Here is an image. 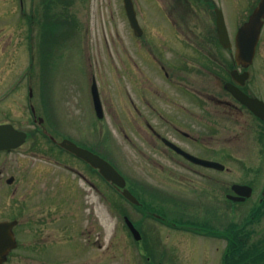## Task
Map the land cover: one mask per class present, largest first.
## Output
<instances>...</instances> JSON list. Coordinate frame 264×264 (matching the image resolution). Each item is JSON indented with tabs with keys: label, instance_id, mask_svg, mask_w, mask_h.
I'll list each match as a JSON object with an SVG mask.
<instances>
[{
	"label": "rangeland",
	"instance_id": "1",
	"mask_svg": "<svg viewBox=\"0 0 264 264\" xmlns=\"http://www.w3.org/2000/svg\"><path fill=\"white\" fill-rule=\"evenodd\" d=\"M41 1L23 0L22 8H19L18 0H3L0 5L8 9V19L3 28L10 39L4 41V46L8 45L9 49L8 59L2 65L5 83L10 85L25 72L19 88L7 97L12 109L9 118L17 121L24 112L25 127L29 133L21 151L0 155V166L14 167L23 156L27 161L31 159L49 166L54 156L64 158L67 155L54 148L48 136L57 140L69 137L99 150L124 175L127 185L146 201L145 204L160 207L169 220H207L206 223L218 228L216 237L184 232L174 226H169L167 230L152 217L142 216L140 210L123 202L129 218L139 223L143 243L149 244L154 240L152 245H146L150 256H145L141 250L145 245L135 242L124 225L122 214L115 209L114 204H120L118 193L106 184L105 199L101 197L104 205L96 202L94 206L98 223L88 218V209L82 206V200H85L84 204L88 203L86 199L89 202L93 198L96 200V196L89 192L86 197L73 202L71 234L66 237L65 233H61L58 240L62 241L50 244L57 257L42 264H220L228 240L223 236L221 238L219 233L227 227L233 226V231L242 228L240 233L255 231L253 236L262 237L264 207L260 216L255 215L254 218L251 210L258 204L260 185L264 183V161L249 164L243 161V164L237 158L225 159L219 154L220 161L229 168L237 165L246 168L252 163L254 168L261 170L258 174L261 182L245 204L234 209L229 207L224 196L225 189L219 186L215 196L202 192L193 195L188 192L192 184L181 181L199 179L182 173L177 165L168 162L160 148L153 149L146 121L149 120L152 125L159 123L160 118L156 114L151 115L150 111L139 113L131 108L129 98L134 97L135 79H142L141 86L151 93L155 89L151 81L153 77L144 70L146 66L140 55H161L164 50L166 34L161 26L154 23L162 20L163 8L171 0H134L143 28L141 36L134 35L121 12V0H70L68 12L71 17L77 18V32L71 36L72 29L68 23L65 24L61 36L51 39L48 49L41 47L40 27L34 23L42 12ZM16 58L19 60L17 65L13 63ZM126 67L127 71L136 70L137 76L123 71ZM93 78L104 109L100 119L94 114L90 94ZM30 105L35 108V117L41 116L43 122L34 121ZM242 146L243 143L238 146L234 143L232 147L218 146V150H229L236 157H243ZM235 171L241 174L237 167ZM216 177L219 183L230 180L226 172L217 173ZM80 185L83 186L81 180ZM79 211L83 217L77 218Z\"/></svg>",
	"mask_w": 264,
	"mask_h": 264
},
{
	"label": "flooded vegetation",
	"instance_id": "2",
	"mask_svg": "<svg viewBox=\"0 0 264 264\" xmlns=\"http://www.w3.org/2000/svg\"><path fill=\"white\" fill-rule=\"evenodd\" d=\"M260 1L168 2L161 13L162 20L154 23L161 26L166 34L164 50L161 55H140L146 66L144 70L153 77L151 81L155 89L151 93L141 86L142 79H135L134 97L129 98L133 111H150L151 115L156 114L160 118L159 123L152 125L146 121L153 149L160 148L168 162L177 165L182 173L199 179L181 181L192 184L188 192L193 195L202 192L211 197L217 194L219 186L225 189L224 196L231 197L226 199L232 209L235 204H243L247 200L235 202V197H239L235 192L239 188L235 185L249 186L253 193L261 182L258 176L261 170L251 164L264 161V15L240 39L241 29ZM120 9L125 14L123 4ZM7 19L8 12L0 6V124H10L17 130L26 131L24 112L17 121L9 118L12 110L6 96L9 87L2 73L3 62L9 56L4 46L3 28ZM247 35L251 36L248 42ZM253 40L255 51L252 56L246 52L238 54V47H251ZM127 69L123 71L137 76L136 70ZM237 94L250 98L251 107ZM119 106L122 107L121 104ZM234 143L236 146L244 144L243 157H236L229 150L219 152L218 146L232 147ZM23 145L0 150V155L19 152ZM90 149L100 154L99 150ZM186 154L221 162L220 154L224 158H237L241 163H252L246 168L225 165L224 169L218 170L197 163ZM27 160L23 156L14 167L0 166V224H3L0 226V259L3 260L0 264H42L55 259L56 251L51 250L50 244L62 241L58 240L61 233L66 237L71 234L73 202L92 192L96 200L93 198L89 202L86 199L87 204H84L85 200L81 202L83 209H88V218L97 220V223L98 214L94 206L96 202L104 205L106 180L82 159L71 154L64 158L54 156L49 166ZM236 167L241 174L235 171ZM222 172L230 176L226 183H219L216 177ZM132 192L136 194L134 189ZM262 197L264 183L260 185L259 200ZM145 215L169 229L166 225L169 224L168 215L164 212L148 208ZM76 216L80 218L83 214L79 211ZM84 217L87 219L85 213ZM153 242L152 239L149 244H143L149 246Z\"/></svg>",
	"mask_w": 264,
	"mask_h": 264
},
{
	"label": "water",
	"instance_id": "3",
	"mask_svg": "<svg viewBox=\"0 0 264 264\" xmlns=\"http://www.w3.org/2000/svg\"><path fill=\"white\" fill-rule=\"evenodd\" d=\"M124 5H125V10L127 13V17L130 23V26L133 28L134 32L137 35L141 34V28L137 22V18L135 15V10L133 8V3L131 0H124ZM262 15H264V0H261V2L259 3V6L255 9V11L253 12L252 16L250 17L249 22L246 23V25L243 27V29L240 32V39L242 38L243 33L249 32L252 28L253 25L256 23V20H258ZM258 29V27H257ZM250 35H247V37L245 36V38L247 39L248 42V38H250ZM254 39L256 38V36L253 37ZM254 45H255V41L253 40L251 42V47H238V54H243V52L248 53L250 55L253 54L254 52ZM91 91H92V96H93V102H94V107H95V111L98 117H102V109H101V103H100V99H99V94L97 91V86L95 81L93 80L92 86H91ZM242 100H244L245 103H247L250 107H251V100L250 98L247 97H241ZM26 136L25 132H18L15 131L11 125H0V150L1 149H9L11 147H16L18 145H20L24 138ZM60 145L62 147H64L65 149H67L68 151H71L72 153H74L76 156L84 159L85 161H87L90 165H92L93 167L97 168L99 170V172L110 182H112L113 184H115L118 188L122 189V194L127 197L130 201L134 202V203H138V200L136 199L135 196H133V194L129 191V189H127L125 187V179L123 178V176L116 170V168L111 165L107 160H105L104 158L100 157L99 155H97L96 153L78 146L77 144H75L73 141L69 140V139H62L60 142ZM187 156L191 157L190 155L186 154ZM193 160H195V162H199L201 164H205V165H213L215 167L218 168H223V165L221 163L218 162H209L203 159H199L196 158L194 156L191 157ZM236 188L239 189H243V186L240 185H235ZM246 192H240L237 190V192H239L240 194L244 195V196H249L250 195V188L248 187L247 190H245ZM242 199V197L238 198L237 200ZM128 226L130 227L131 231L133 232L134 236L136 238H139V232L135 229V227L133 226V224L126 219ZM3 224H0V226ZM2 261V259H0V262Z\"/></svg>",
	"mask_w": 264,
	"mask_h": 264
},
{
	"label": "trees",
	"instance_id": "4",
	"mask_svg": "<svg viewBox=\"0 0 264 264\" xmlns=\"http://www.w3.org/2000/svg\"><path fill=\"white\" fill-rule=\"evenodd\" d=\"M68 5H70V0H42L44 13L39 19L41 47L48 49L51 39H56V34L61 36V30L67 23L73 32L71 36L77 32L78 21L75 17L69 18L66 9ZM60 6H62L61 9H59ZM261 213L259 209H255L251 212V216H260ZM217 231L211 233H217ZM241 231L242 228L233 231L232 226L219 233V236L229 240L223 264H264V235L255 237L253 236L255 231L248 230L240 233Z\"/></svg>",
	"mask_w": 264,
	"mask_h": 264
}]
</instances>
